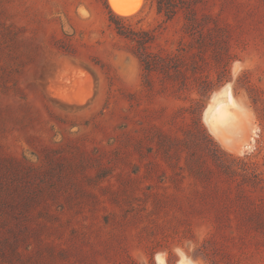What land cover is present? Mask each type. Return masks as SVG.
Here are the masks:
<instances>
[{"label":"rangeland","instance_id":"rangeland-1","mask_svg":"<svg viewBox=\"0 0 264 264\" xmlns=\"http://www.w3.org/2000/svg\"><path fill=\"white\" fill-rule=\"evenodd\" d=\"M119 1L0 0V264H264V0Z\"/></svg>","mask_w":264,"mask_h":264},{"label":"trees","instance_id":"trees-1","mask_svg":"<svg viewBox=\"0 0 264 264\" xmlns=\"http://www.w3.org/2000/svg\"><path fill=\"white\" fill-rule=\"evenodd\" d=\"M158 11L160 13H164L167 17H171L176 13L177 6L175 5V0H158ZM186 11L188 14H190V17H187V22L185 25V29H189V32L191 34H194L197 32V29L195 28L197 25L201 26V19L198 18L197 12L193 9V7H186ZM206 26H203L201 30L206 29ZM146 42V41H145ZM145 43H143L142 47H145ZM143 52V51H142ZM139 53L138 56L142 62V64L147 68V70H156L161 73H164L167 77L172 78L174 74H181L180 67L177 65V61L173 58H162L159 59L155 58V55H151L150 53ZM206 89L202 90L203 92ZM214 159L222 166L227 167L230 170H235L231 165H234V163L230 162V155H227L226 153L220 152L219 150L217 152H213ZM233 161H236V158L232 159ZM244 170H248L240 167ZM245 177H248L249 180H252L253 183H257L258 179H252L249 177V173L247 172L245 174ZM262 180V179H261ZM4 206H2V203H0V209L4 210ZM9 220L10 218L7 216H3L2 219H0V257L3 258V256L6 253L7 248H11L13 250H16L18 248L17 244L19 240H21L22 235H17L16 231H19L21 233L22 225L20 222L17 223L16 226L9 227ZM15 228V229H14ZM19 229V230H16ZM6 258V257H5Z\"/></svg>","mask_w":264,"mask_h":264},{"label":"bare ground","instance_id":"bare-ground-1","mask_svg":"<svg viewBox=\"0 0 264 264\" xmlns=\"http://www.w3.org/2000/svg\"><path fill=\"white\" fill-rule=\"evenodd\" d=\"M112 4L115 7H119L121 9H123V10H128L127 12H130V13L132 11L136 10V9L134 10V7H136V4H135V6L134 5H129V4L126 5V4H123V2L121 3L119 0H113ZM137 6H138V4H137ZM127 12H125V13H127ZM225 92L227 93V95L229 97V101L234 103L235 99H234L231 91L229 90V88H226ZM219 94H218V96H219ZM230 125H231V116L229 115V112H228L226 107H221L218 110V112L215 114V117L213 119V126L215 127L216 131H219L221 129L228 128Z\"/></svg>","mask_w":264,"mask_h":264},{"label":"water","instance_id":"water-1","mask_svg":"<svg viewBox=\"0 0 264 264\" xmlns=\"http://www.w3.org/2000/svg\"><path fill=\"white\" fill-rule=\"evenodd\" d=\"M110 8L113 11V13L116 14V15H119L118 13H125V12L128 11V10H123V9H121L119 7H114L111 3H110Z\"/></svg>","mask_w":264,"mask_h":264}]
</instances>
